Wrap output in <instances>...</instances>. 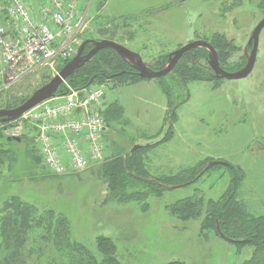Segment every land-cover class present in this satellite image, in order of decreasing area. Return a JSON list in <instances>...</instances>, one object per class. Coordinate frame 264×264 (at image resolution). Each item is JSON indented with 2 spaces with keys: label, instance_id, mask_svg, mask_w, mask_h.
Masks as SVG:
<instances>
[{
  "label": "rangeland",
  "instance_id": "374dc122",
  "mask_svg": "<svg viewBox=\"0 0 264 264\" xmlns=\"http://www.w3.org/2000/svg\"><path fill=\"white\" fill-rule=\"evenodd\" d=\"M179 1L87 0L83 8L89 3L87 16L91 20L83 38L116 41L152 62L195 39L217 42L215 33H220L229 42L228 48L219 45L225 70L243 67L251 49L252 30L264 15V0ZM131 28L134 32L127 38ZM208 54L207 64L200 65L212 77ZM59 68H40L1 90L0 105L5 97L29 96ZM167 75L127 84L106 83V101L117 103L120 110L113 118L107 117L100 138L104 156L153 145L144 150L150 175H168L201 165L203 173L198 179L150 197L144 209L136 201H106L100 166L55 175L42 164L33 132L18 140L3 134L11 124H0L2 135L11 140L14 157L10 166L0 169V207L14 196L64 215L70 223L71 241L85 245L98 264L103 258L96 246L100 235L114 242L115 257L122 264H242L251 256L253 246L236 245L214 230L201 229V222L206 202L218 199L236 174L242 177L236 198L249 213H264V27L254 66L246 77L192 80L186 89H179L178 95L187 96V101L177 106L169 134L165 131L170 126L165 122L167 104L161 82H176ZM218 159L239 171L231 173L220 164L205 169L209 161ZM194 194L204 202L199 216L185 220L170 213V204ZM42 251L49 253L45 247ZM49 255L55 257L51 252Z\"/></svg>",
  "mask_w": 264,
  "mask_h": 264
},
{
  "label": "trees",
  "instance_id": "16d2710c",
  "mask_svg": "<svg viewBox=\"0 0 264 264\" xmlns=\"http://www.w3.org/2000/svg\"><path fill=\"white\" fill-rule=\"evenodd\" d=\"M123 26V23L120 27ZM125 35L127 32L125 30ZM218 41L206 39L215 49L219 65L225 69L221 60L219 45L229 47V42L223 34L215 33ZM132 36L131 31L127 38ZM101 39V38H100ZM92 47L87 43L83 47L85 54ZM208 51L203 47L193 48L185 52L177 61L167 76L174 82H161L166 97L165 122L170 127L165 131L170 133L172 123L176 120V108L187 101V96L178 95L179 89H186L192 80L210 81L200 63L207 64ZM168 54L146 64L152 70H159L167 62ZM140 78L131 64L122 59L115 50L104 48L99 50L74 74L66 78L65 82L72 87H85L89 83H110L113 85L133 83ZM61 84L56 94L63 93ZM28 97V96H27ZM27 97L7 98L0 108H13L21 104ZM120 107L115 102L108 103L103 111L105 120L113 118ZM105 113V114H104ZM2 125V124H1ZM4 125V124H3ZM1 133V132H0ZM26 139L20 137L18 140ZM164 138H167L164 136ZM11 140L0 134V169L3 165H11L14 160ZM153 145L145 144L133 152L119 154L106 158L99 167L106 185V201L127 203L136 201L144 209L147 200L152 196H161L170 188L192 183L203 173L201 165L180 169L177 173L152 176L145 166L144 150ZM238 168V167H236ZM235 166H229L232 172H237ZM232 176L228 189L216 200L206 202L205 216L201 222V229H211L224 239L236 245L250 244L253 246L251 256L242 264H264V213L253 215L236 198L238 183L242 180L239 175ZM202 197L194 194L170 204L169 211L180 219L195 218L201 214ZM97 250L101 253V264H122L115 257L114 242L106 236L96 237ZM49 250L43 253L42 249ZM53 261H52V260ZM98 264V261L87 251L85 245L71 241L70 223L59 213L34 204L27 203L17 197H10L0 207V264ZM166 264H184L180 261H170Z\"/></svg>",
  "mask_w": 264,
  "mask_h": 264
},
{
  "label": "built area",
  "instance_id": "2783aa9c",
  "mask_svg": "<svg viewBox=\"0 0 264 264\" xmlns=\"http://www.w3.org/2000/svg\"><path fill=\"white\" fill-rule=\"evenodd\" d=\"M87 0H0V91L40 68L55 69L76 54L88 27ZM105 84L75 88L23 113L3 129L18 138L28 126L42 164L63 176L104 161L101 136Z\"/></svg>",
  "mask_w": 264,
  "mask_h": 264
},
{
  "label": "water",
  "instance_id": "95a60500",
  "mask_svg": "<svg viewBox=\"0 0 264 264\" xmlns=\"http://www.w3.org/2000/svg\"><path fill=\"white\" fill-rule=\"evenodd\" d=\"M263 27H264V16L257 22V24L252 30L250 40L248 42L251 45V49L245 65L236 71H230V72L224 70L219 65L218 56L214 47L208 41L203 39L192 40L180 46L176 50L172 51L168 55L167 62L159 70H152L142 60V57L140 56L139 53L134 52L128 49L127 47H125L124 45L117 43L113 40L110 39L85 40L79 46L76 56L73 57L68 62H66L60 68V70L54 76H52L48 81H46L45 83L34 89L21 104L9 109L0 108V123L15 120L24 112L31 109L38 103L52 98L56 93L57 89L59 88V86L61 85V83L66 78L77 72V70L81 68L88 60H90L99 50L104 48H111L115 50L116 53L122 59L128 61L131 64V66L136 70V75L140 79L160 78L167 75L173 69L177 61L182 57V55L185 52L198 47H203L208 51L209 53L208 65L210 69L213 71L215 78H226V79L244 78L251 72L253 68L256 58L257 46H258V37ZM87 43L91 44L92 47L87 53L82 54L83 47ZM135 148L136 146H134L131 149V151H133ZM217 164L230 166V164L226 161L212 160L208 162L207 166H205V169L211 167L212 165H217Z\"/></svg>",
  "mask_w": 264,
  "mask_h": 264
},
{
  "label": "flooded vegetation",
  "instance_id": "af4514ba",
  "mask_svg": "<svg viewBox=\"0 0 264 264\" xmlns=\"http://www.w3.org/2000/svg\"><path fill=\"white\" fill-rule=\"evenodd\" d=\"M183 2H184V0H181V1H179V4H182ZM263 16H264V15H263ZM263 16H262V17H263ZM133 32H134V31H133V29L131 28V33L133 34Z\"/></svg>",
  "mask_w": 264,
  "mask_h": 264
},
{
  "label": "bare ground",
  "instance_id": "6f19581e",
  "mask_svg": "<svg viewBox=\"0 0 264 264\" xmlns=\"http://www.w3.org/2000/svg\"><path fill=\"white\" fill-rule=\"evenodd\" d=\"M254 66V65H253Z\"/></svg>",
  "mask_w": 264,
  "mask_h": 264
}]
</instances>
